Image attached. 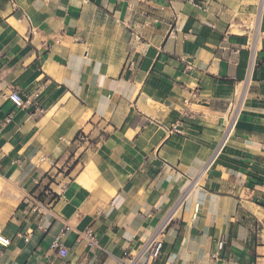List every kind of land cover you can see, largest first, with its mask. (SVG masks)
<instances>
[{
    "label": "crops",
    "instance_id": "1",
    "mask_svg": "<svg viewBox=\"0 0 264 264\" xmlns=\"http://www.w3.org/2000/svg\"><path fill=\"white\" fill-rule=\"evenodd\" d=\"M0 172V264H264V0H0Z\"/></svg>",
    "mask_w": 264,
    "mask_h": 264
},
{
    "label": "built area",
    "instance_id": "2",
    "mask_svg": "<svg viewBox=\"0 0 264 264\" xmlns=\"http://www.w3.org/2000/svg\"><path fill=\"white\" fill-rule=\"evenodd\" d=\"M14 6H16L15 3ZM26 17L30 21V18L28 16ZM7 96L16 108H25L28 105H31L30 100L26 99L22 91L17 87L11 88ZM193 114V110L189 109V107H186V112L184 115L192 117ZM230 122H232V118ZM47 159L48 158L46 155H41L39 157L40 162ZM164 229L165 226L163 223H161L156 227L153 234L142 246L139 252H137L136 254L126 255L122 258H118V264H157L162 255ZM63 235V233L58 234L51 242L50 248L54 250L61 258H66L69 254V247L64 242ZM83 237L88 240L90 245L95 244L98 240L97 235L91 229H86L83 232ZM225 242V236H221L218 241V248L220 250L224 248ZM0 244L2 246H8L10 244V239L2 235L0 236Z\"/></svg>",
    "mask_w": 264,
    "mask_h": 264
},
{
    "label": "rangeland",
    "instance_id": "3",
    "mask_svg": "<svg viewBox=\"0 0 264 264\" xmlns=\"http://www.w3.org/2000/svg\"><path fill=\"white\" fill-rule=\"evenodd\" d=\"M238 104H239V99L235 100V102L233 104L234 112L236 111ZM230 121H231V119L229 120L228 123H230ZM0 179H3V184H4L5 187L8 188V190H10V191H12V192H14V193H16L18 195L16 197L17 198L16 201H17V203H19L24 197L25 190L22 187H19L17 184H15L13 182H10L5 176L2 175L1 172H0ZM43 195H44V191L43 190L41 192H39V193L37 192V196L39 198H42ZM7 201L8 200L6 199V197H4V196H2L0 194V203L6 204Z\"/></svg>",
    "mask_w": 264,
    "mask_h": 264
},
{
    "label": "bare ground",
    "instance_id": "4",
    "mask_svg": "<svg viewBox=\"0 0 264 264\" xmlns=\"http://www.w3.org/2000/svg\"><path fill=\"white\" fill-rule=\"evenodd\" d=\"M3 179H0V186L2 185ZM8 203V202H7ZM16 206V205H15ZM6 215V214H5ZM3 224V223H2Z\"/></svg>",
    "mask_w": 264,
    "mask_h": 264
}]
</instances>
